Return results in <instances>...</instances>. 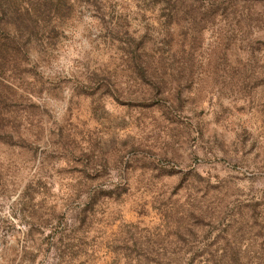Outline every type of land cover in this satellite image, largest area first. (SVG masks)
<instances>
[{"label": "rangeland", "instance_id": "1", "mask_svg": "<svg viewBox=\"0 0 264 264\" xmlns=\"http://www.w3.org/2000/svg\"><path fill=\"white\" fill-rule=\"evenodd\" d=\"M0 264H264V0H4Z\"/></svg>", "mask_w": 264, "mask_h": 264}, {"label": "trees", "instance_id": "2", "mask_svg": "<svg viewBox=\"0 0 264 264\" xmlns=\"http://www.w3.org/2000/svg\"><path fill=\"white\" fill-rule=\"evenodd\" d=\"M3 1H4V0H0V6H2ZM55 1H56V2L61 1V2L64 3V0H55ZM44 8H45V10H48L47 5H45Z\"/></svg>", "mask_w": 264, "mask_h": 264}]
</instances>
